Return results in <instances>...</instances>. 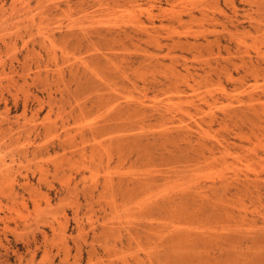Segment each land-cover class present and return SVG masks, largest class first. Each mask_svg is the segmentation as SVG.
Instances as JSON below:
<instances>
[{
  "label": "rangeland",
  "instance_id": "1",
  "mask_svg": "<svg viewBox=\"0 0 264 264\" xmlns=\"http://www.w3.org/2000/svg\"><path fill=\"white\" fill-rule=\"evenodd\" d=\"M235 1L0 0V264H264V10Z\"/></svg>",
  "mask_w": 264,
  "mask_h": 264
},
{
  "label": "bare ground",
  "instance_id": "2",
  "mask_svg": "<svg viewBox=\"0 0 264 264\" xmlns=\"http://www.w3.org/2000/svg\"><path fill=\"white\" fill-rule=\"evenodd\" d=\"M214 1V0H213ZM225 2H227L228 4H230V7L232 8V12L234 13V14H236L237 13V11L240 9V7L237 5V2L235 1V0H224ZM115 2V1H114ZM216 2H218V1H216ZM176 3V2H175ZM22 4V3H21ZM20 4V5H21ZM208 4H209V2H208ZM216 7H217V5L218 4H215V2L213 3ZM240 4H244V5H248V7H249V9H251V8H256L258 11H254V13H259V12H262V8H263V10H264V0H243L242 2H240ZM12 5V4H11ZM23 5V4H22ZM210 5H212V4H210ZM209 5V6H210ZM243 5V6H244ZM208 6V7H209ZM4 7V5L2 4L1 5V9ZM205 7V6H204ZM15 8V7H14ZM24 8H26V7H24ZM120 8V7H119ZM200 8V7H199ZM215 8V7H214ZM230 8V9H231ZM22 9V8H21ZM209 9H211L210 7H209ZM244 9V8H243ZM248 9V10H249ZM255 9V10H256ZM115 10V9H114ZM205 10H207V9H205ZM215 10H217V9H215ZM252 10V9H251ZM47 11V10H46ZM53 11V10H52ZM212 11V9L209 11L210 13H212L211 12ZM220 11V10H219ZM200 12V11H199ZM246 12V11H245ZM252 12H253V10H252ZM264 12V11H263ZM262 12V13H263ZM201 13H202V11H201ZM209 13V14H210ZM249 13H251V12H249ZM190 14V13H189ZM213 14V13H212ZM211 14V15H212ZM245 14V13H244ZM199 15V14H198ZM216 15V14H215ZM252 15V14H251ZM234 16V15H233ZM247 16V15H246ZM245 16V17H246ZM260 17V16H259ZM190 18L191 19H195L194 17H193V15H190ZM205 18V17H204ZM235 18V17H234ZM247 18H248V16H247ZM189 19V18H188ZM201 19V18H200ZM230 18L229 17H225L224 18V20L222 21V20H220V19H218V18H216V17H212L211 16V18L209 19L211 22H215V23H219V24H221V25H223V26H225V24H226V21H229V23H233V21H232V19H231V21L229 20ZM249 19H250V15H249ZM251 19H253V21H254V17L252 16L251 17ZM181 20V19H180ZM248 20V19H247ZM256 20V19H255ZM202 21H203V17H202ZM250 21H252V20H250ZM264 21V20H263ZM209 22V21H208ZM236 22V21H235ZM256 21H254V23H255ZM206 23V22H205ZM210 23V22H209ZM212 23V24H213ZM249 24H250V22H248ZM261 22H259L258 24H253L252 25V27L249 29V30H246L245 32H244V34H247V35H255V36H263L264 35V26H261V24H260ZM227 24H228V22H227ZM248 24V25H249ZM263 25V24H262ZM131 26V25H130ZM235 27H234V30H235V32L238 30V28H239V26L238 25H234ZM251 26V25H250ZM231 27V26H230ZM137 28V27H136ZM143 31V30H142ZM207 31V30H206ZM40 33V32H39ZM42 33V32H41ZM45 33V32H44ZM143 33H144V31H143ZM37 34V33H36ZM43 34V33H42ZM105 34V33H104ZM228 34H229V32H228ZM41 35V34H40ZM46 35H47V33H46ZM50 35V34H49ZM53 35V34H52ZM128 35V34H127ZM231 35H233V34H231ZM243 35V34H242ZM116 36V35H115ZM119 36V35H118ZM40 37H44L43 35L42 36H40ZM52 37V36H51ZM85 37V36H84ZM233 38H235L234 36H232ZM76 38V37H75ZM80 38V37H79ZM110 38V37H109ZM114 39H112V40H115V37H113ZM198 38V37H197ZM53 39V38H52ZM121 39V38H120ZM239 39V38H238ZM237 39V40H238ZM253 39V38H252ZM41 40V39H40ZM43 40V39H42ZM46 41L48 40V38H46L45 39ZM51 40V39H50ZM78 40V39H77ZM82 40H83V38H82ZM111 40V39H110ZM232 40V39H231ZM239 41V40H238ZM82 42V41H81ZM103 42V41H102ZM51 44H52V42H50ZM54 43V42H53ZM78 43V42H77ZM181 43V42H180ZM189 43V42H188ZM187 43V45H189ZM206 43L209 45H211V44H215L216 46H217V48H219V47H221L222 45H220L221 43H222V40H220L219 38H216L215 40H213L212 42H208L207 40H206ZM240 43V42H239ZM45 44V43H44ZM33 45V44H32ZM134 45V44H133ZM184 45V44H183ZM215 45H214V47H215ZM190 46V45H189ZM251 46V45H250ZM52 47H54V46H52ZM190 47H192V46H190ZM202 47V46H201ZM255 49V48H254ZM10 50V49H9ZM44 50V49H43ZM256 51V50H255ZM246 52V51H245ZM259 52V51H258ZM258 52L256 53V56L255 57H252V56H250L247 52L246 53H244L245 55H246V57L244 58V56H243V58H241L240 59V61L242 62V65H245V69H246V72L244 73L245 75H247L248 77H250V78H254L255 80L257 79V78H259L261 75H260V73L261 72H264V68H262L261 66H264V57H261L260 56V54H258ZM113 54V53H112ZM243 53H242V55H244ZM101 56H99V58H100ZM103 58V57H102ZM104 59V58H103ZM246 59V60H245ZM142 61V60H141ZM143 62V61H142ZM259 69V70H258ZM220 71V70H219ZM262 74V73H261ZM227 78H229V79H231L232 78V76H228L227 75ZM244 78V77H243ZM241 80V79H240ZM239 80V81H240ZM244 84V83H243ZM245 85V84H244ZM214 86V85H213ZM217 86V85H216ZM251 86V85H250ZM256 87H258V86H256ZM191 91H192V88L191 87H188ZM211 88V87H210ZM260 88V87H259ZM174 89H176V87L174 88ZM221 90H222V88H221ZM176 92H178V95H179V93L180 94H183V93H185L183 90H175ZM245 91V90H244ZM220 92V91H219ZM243 92V91H242ZM173 93H174V90H173ZM205 93V92H204ZM214 93V92H213ZM262 93H264V90H263V92ZM166 94V93H165ZM187 94V93H186ZM196 94V93H195ZM221 94V93H220ZM169 96V95H168ZM264 96V95H263ZM180 97V96H179ZM200 99V98H199ZM130 101V100H129ZM215 101V100H214ZM16 102V101H15ZM185 102V101H184ZM191 102V101H190ZM203 102L205 103V100H203ZM216 102V101H215ZM39 103V102H38ZM257 103V102H256ZM254 104V103H253ZM160 105V104H159ZM78 107V106H77ZM158 108V107H157ZM156 108V109H157ZM155 109V108H154ZM196 109H199V106H196ZM201 110V109H200ZM69 111V110H68ZM168 111V110H167ZM195 111V110H194ZM199 111V110H198ZM235 111V114H236V116H237V114L239 113L240 115H245L247 112H255V108L253 107V106H248V107H243L242 109H240L239 111H236V110H234ZM233 111V112H234ZM257 111V110H256ZM111 112H114V111H111ZM156 112H157V110H156ZM164 112H166V111H164ZM207 112V111H206ZM232 112V111H231ZM250 112V113H251ZM115 113V112H114ZM3 114V113H2ZM197 114V113H196ZM208 114V113H207ZM233 114V113H232ZM234 114V115H235ZM143 115V114H142ZM160 115V114H159ZM233 115V116H234ZM251 115V114H250ZM229 116V115H228ZM235 116V117H236ZM262 117H257L256 119V121H250V126H251V128H252V130H251V132H252V134H253V137H259V136H261V137H263V135H264V113H262V115H261ZM112 117V116H111ZM227 117V116H226ZM255 117V116H254ZM69 118V117H68ZM178 120V119H177ZM182 124V123H181ZM20 126V125H19ZM49 127V126H48ZM62 128H64L63 127V125L61 126ZM185 127V126H184ZM103 128V127H102ZM45 129V128H44ZM48 129V128H47ZM55 129V128H54ZM190 129V128H189ZM15 130V129H14ZM30 130H32V129H30ZM1 131V130H0ZM35 131V130H34ZM45 131V130H44ZM47 131V130H46ZM50 131H51V128H50ZM29 132V131H28ZM27 132V133H28ZM38 133V132H37ZM54 133V132H53ZM91 133V132H90ZM93 133V132H92ZM40 134V133H39ZM43 134V133H42ZM46 134V133H45ZM88 134V133H87ZM95 134V133H94ZM185 134V133H184ZM44 135V134H43ZM96 135V134H95ZM1 136V135H0ZM37 136V135H36ZM39 136V135H38ZM37 136V137H38ZM90 136H92V135H90ZM194 137V136H193ZM239 137V136H238ZM93 138V137H92ZM191 138V137H190ZM241 138V137H240ZM239 138V139H240ZM244 138H246V137H244ZM86 139V138H85ZM238 139V140H239ZM34 140V139H33ZM69 140H70V138H69ZM81 140V139H80ZM246 140V139H245ZM35 141V140H34ZM71 141V140H70ZM88 141V140H87ZM241 141H242V139H241ZM26 142V141H25ZM62 142V141H61ZM65 142V141H64ZM67 142V141H66ZM34 143V142H33ZM60 143V142H59ZM83 143V142H82ZM223 143V142H222ZM221 142H218V144L220 145V149L217 147V149L218 150H215V149H211V146L210 145H208V146H210V148L206 145V144H200V147H201V149H199L198 150V153H199V155L201 154V156L205 159L204 161H207L208 159L210 160H215L217 157H216V155L218 154H225L226 155V153H228L229 152V149L227 148V146L226 145H224V144H222ZM30 144V143H29ZM35 144V143H34ZM43 144V143H42ZM67 144H69V143H67ZM230 144V143H229ZM19 145V144H18ZM31 145V144H30ZM33 145V144H32ZM38 145V144H37ZM48 145V144H47ZM86 145V144H85ZM217 145V144H216ZM216 145H215V147H216ZM259 145V144H258ZM39 146H42V145H39ZM50 146V145H49ZM63 146H64V144H63ZM67 146V145H66ZM69 146V145H68ZM82 146H83V144H82ZM229 146V145H228ZM255 146V145H254ZM57 147H59V146H57ZM71 147V146H70ZM69 147V148H70ZM34 149H32L33 150V152H37L38 150L39 151H41L42 150V148L41 147H33ZM64 148V147H63ZM68 149V148H67ZM79 149H81V148H79ZM198 149V148H197ZM27 150V149H26ZM43 150H47V148H43ZM62 150V149H61ZM247 151V150H246ZM249 151H252V152H250V153H252V158H253V160L254 159H256L257 157H258V154H256L255 152V150L253 149H250ZM248 151V152H249ZM254 151V152H253ZM26 153H27V151H25ZM32 152V151H31ZM68 152V151H67ZM79 152V151H78ZM216 152H217V154H216ZM263 152V151H262ZM23 153V152H22ZM44 153V152H43ZM46 153V152H45ZM63 153H64V151H63ZM196 153V152H195ZM197 153V154H198ZM205 153H207L206 154V156H204V154ZM196 154V155H197ZM235 154V153H234ZM31 155H33V154H31ZM221 155V156H222ZM23 156V155H22ZM263 156H264V152H263ZM198 157V156H197ZM216 157V158H215ZM226 158V157H225ZM248 158V157H247ZM65 159V158H64ZM201 159V158H200ZM241 159V158H240ZM259 159H260V157H259ZM259 159H257V160H259ZM264 160V158H262L261 157V159H260V161L261 160ZM252 160V159H251ZM250 160V161H251ZM203 161V160H202ZM201 161V162H202ZM203 161V162H204ZM198 162H200L199 161V159H198ZM235 162V161H234ZM259 162V161H258ZM263 162V161H262ZM207 164H208V162H207ZM70 165V164H69ZM223 165V164H222ZM230 165V164H229ZM64 166V165H63ZM245 166V165H244ZM56 167V166H55ZM58 167H59V165H58ZM245 168V167H244ZM246 168L248 169V172H250V173H252V175L254 176L252 179H251V177H249L248 175L249 174H244V175H242L244 178H243V182L245 183V185H247V191H249V187H251V192L250 193H255L257 196H256V198L258 197V199L261 197V194H263L264 193V184L262 185L261 183L263 182L264 183V178H263V180H261V179H259V177H258V174L255 172V170L254 169H252L253 168V166L252 165H250V164H247L246 165ZM226 169V168H225ZM57 170V169H56ZM55 170V171H56ZM209 171V170H208ZM234 172V171H233ZM109 176V175H108ZM110 177V176H109ZM204 177V176H203ZM213 177V176H212ZM221 177V176H220ZM240 177V176H239ZM204 179V178H203ZM238 179V178H237ZM94 181V180H93ZM111 181V180H110ZM107 183H108V181H107ZM197 183V182H196ZM243 183V184H244ZM68 184V183H67ZM116 184V183H115ZM92 185V184H91ZM139 185V184H138ZM242 187H244V186H242ZM244 188H246V187H244ZM261 192H263V193H261ZM250 195V194H249ZM104 196V195H103ZM252 196V195H251ZM147 198V197H146ZM255 198V199H256ZM257 199V200H258ZM99 201V200H98ZM261 202V201H260ZM22 204V203H21ZM107 204V203H106ZM88 205V204H87ZM122 205V204H121ZM241 205V204H240ZM238 208H240V207H238ZM116 209V208H115ZM117 211V210H116ZM76 212V211H75ZM88 212V211H87ZM118 212V211H117ZM125 215V214H124ZM86 216V215H85ZM116 227V226H115ZM263 230V229H262ZM111 231V230H110ZM261 231V230H260ZM264 233V232H263ZM262 233V234H263ZM191 234V233H190ZM190 234H180V235H178V237H173L174 239H171V242H174V241H177L178 243H179V241L180 242H188L189 243V241H196V240H208V239H210V237H208V236H206L203 232L202 233H200V234H196V235H190ZM205 236V237H204ZM248 236V235H247ZM251 236V235H250ZM249 236V237H250ZM172 237V236H171ZM170 237V238H171ZM44 239V238H43ZM249 239V238H248ZM224 240V239H223ZM264 240V239H263ZM224 242V241H223ZM247 242H248V240H247ZM246 242V243H247ZM249 242H251V240L249 241ZM175 243V242H174ZM225 246V245H224ZM93 251V250H92ZM91 253V252H90ZM258 254V253H257ZM64 256V255H63ZM249 257V256H248ZM149 258V257H148ZM171 258V257H170ZM192 259H194V257L193 256H188L187 258H186V260H189V262L190 263H193L194 264V261L192 260ZM198 260V262H196V263H198V264H202V261H199V259H197ZM260 260H261V257H260ZM155 261V260H154ZM137 263V262H136ZM126 264V263H125Z\"/></svg>",
  "mask_w": 264,
  "mask_h": 264
}]
</instances>
